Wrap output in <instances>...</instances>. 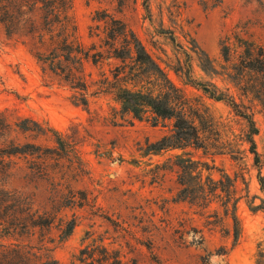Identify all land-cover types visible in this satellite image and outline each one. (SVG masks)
Wrapping results in <instances>:
<instances>
[{"label":"rangeland","instance_id":"374dc122","mask_svg":"<svg viewBox=\"0 0 264 264\" xmlns=\"http://www.w3.org/2000/svg\"><path fill=\"white\" fill-rule=\"evenodd\" d=\"M96 10L121 19L190 104L206 114L202 136L215 149L146 150L147 144L172 133V121L153 125L148 114L136 119L120 112L107 91L109 83L138 89L137 78L144 77L137 66L138 77H131L128 61L124 66L108 57L102 26L96 29L92 20ZM69 14L80 45L106 55L96 64L83 60L86 90L72 87L39 59L36 53L47 46L23 30L8 34L0 23V113L15 129L10 138L17 142L55 146L50 132L34 138L16 129L28 118L73 145L83 172L68 173L61 190L85 191L88 203L61 211L66 220L76 219L65 239L60 240L57 227L19 236L0 226V249L27 245L35 264L47 257L60 264H84L76 259L79 250L93 249L98 255L99 245L119 250L122 264H264V96L253 91V86L263 88L264 81L246 70L238 74L245 46L264 50V0H72ZM223 45L229 49L227 59ZM187 63L192 80L215 86L217 94L251 116L258 163L249 150L248 122L226 101L189 85L183 76ZM179 64L183 69L177 75L173 68ZM189 157L205 164L198 169L204 191L212 190L206 201L194 203L179 195L178 164ZM33 160L13 157L0 184L26 192L35 208L51 212L50 198L56 193L49 180L33 176ZM49 172L60 180L50 166Z\"/></svg>","mask_w":264,"mask_h":264},{"label":"trees","instance_id":"16d2710c","mask_svg":"<svg viewBox=\"0 0 264 264\" xmlns=\"http://www.w3.org/2000/svg\"><path fill=\"white\" fill-rule=\"evenodd\" d=\"M71 5L72 0H0V23L8 34L15 30H23L31 39H37L41 46H47L45 52L36 53L39 59L49 67L51 72L69 82L72 87L84 91L87 85L81 74L83 60L90 59L93 64H96L106 55L102 51L86 50L77 41L76 27L69 14ZM92 20L96 22V29L102 26L104 34L102 41L107 47L108 57L121 61L124 66L128 65L126 64L128 61L131 70H133V66H137V70H140L144 77L137 78L140 79L138 89L119 85L117 81L108 82L110 87L107 88V91L112 93L114 99L119 103L120 112L129 114L136 119H142L145 114H148L153 125H156L159 120L172 121V133L161 137L156 142L147 144L146 150L158 152L169 147H191L208 152L210 149H215L216 145L210 146L202 136V132L206 128V114L190 104L183 90L170 80L166 71L147 52L135 33L121 19L115 18L106 10H96ZM170 39L173 40L172 35ZM222 52L227 59L228 46L223 45ZM239 64L240 73L238 72V74L246 70L257 74L264 81V50L262 47L245 46ZM116 68L119 69V66ZM182 69L183 67L179 64L178 68H173V71L178 75ZM184 69L185 74H182L187 77L189 85L201 90L213 100L226 101L237 115L248 122L250 127L247 138L250 145L249 150L255 156V163H258L252 137L257 134V130L251 116L241 111L234 100H226L223 94H217L215 86L212 85L210 88L205 83L192 80L189 63L185 65ZM137 70L130 72L131 77H138L134 72ZM117 78L118 74L116 73L114 79ZM143 79L144 83H142ZM253 91L256 97L261 99L264 96L262 95L264 83L263 88L253 86ZM83 101L85 103L84 99ZM15 127L19 132L30 133L34 138L45 136L50 132L54 136L55 146L43 147L34 142L15 141L10 138L15 129L0 113V177L8 176L13 157L31 156L34 158L29 166L31 173L37 179L49 180L56 195L50 198L52 209L50 212L46 208L42 210L35 208L34 201L26 192L9 189L0 184V226L7 233L13 232L19 236H29L33 235L36 230L42 232L57 227L60 231L59 238L63 240L71 234L76 219L72 216L66 220L60 215L61 211L65 208H81L88 203L85 191L73 190L70 186L64 187L68 190V194H63L61 190L64 186L63 180L67 181L68 173H71L73 169L83 172L75 148L72 144L62 140L51 128H45L31 119H22L15 124ZM62 159L66 164L61 163ZM178 165L180 168L178 182L182 186L179 192L180 197L194 203L201 200L202 202L206 201L212 190L207 191L208 193L204 191V184L199 181L200 170L198 169L199 165L204 166L205 164L189 157L180 160ZM49 166L56 170L55 173L61 174L59 181L50 175ZM210 181L212 185L215 184L212 180ZM76 193L79 194L78 197ZM232 218L236 223L234 215ZM233 236L234 239L238 236L236 227ZM96 248L98 255H95L93 249H80L76 259L84 264H122L119 250H109L102 245L96 246ZM34 258H36L35 254L31 252L29 246L24 244H11L0 249V264H35ZM41 264L60 263L47 257Z\"/></svg>","mask_w":264,"mask_h":264}]
</instances>
